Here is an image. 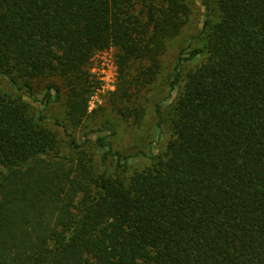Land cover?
Here are the masks:
<instances>
[{
	"label": "trees",
	"instance_id": "16d2710c",
	"mask_svg": "<svg viewBox=\"0 0 264 264\" xmlns=\"http://www.w3.org/2000/svg\"><path fill=\"white\" fill-rule=\"evenodd\" d=\"M213 1L172 137L129 175L83 151L55 155L56 134L0 94V264H264V0ZM189 14L184 0H0V74L60 79L47 93L62 89L79 125L98 84L92 57L116 49L113 94L128 99Z\"/></svg>",
	"mask_w": 264,
	"mask_h": 264
},
{
	"label": "rangeland",
	"instance_id": "374dc122",
	"mask_svg": "<svg viewBox=\"0 0 264 264\" xmlns=\"http://www.w3.org/2000/svg\"><path fill=\"white\" fill-rule=\"evenodd\" d=\"M184 1L190 8L186 24L176 37L166 41L155 78L146 84L132 81L128 99L120 100L116 93L113 94L118 86L116 49L109 47L92 57L90 71L101 58L113 61L115 81L110 87H102L99 79L94 77L99 86L92 88L87 114L79 125L68 120L65 92L61 89L56 93L52 89L47 93L49 83L62 88L60 79L33 78L27 80L28 86H23L25 78L15 75L16 82H11L10 78L0 74V94L25 102L30 114L56 134L55 155L76 157L83 151L97 168L112 174L129 175L146 167L164 153L172 137L174 102L184 85L186 72L206 56L203 21L208 17L209 24H212L218 18L213 0ZM204 2L209 6L208 10ZM194 50L198 51L194 53ZM124 109L131 114L141 109L142 117L136 121L133 115L128 117L120 112ZM71 139L79 145L78 150L70 144ZM118 160L126 162L125 165L118 167Z\"/></svg>",
	"mask_w": 264,
	"mask_h": 264
},
{
	"label": "built area",
	"instance_id": "2783aa9c",
	"mask_svg": "<svg viewBox=\"0 0 264 264\" xmlns=\"http://www.w3.org/2000/svg\"><path fill=\"white\" fill-rule=\"evenodd\" d=\"M92 75L99 79L102 87H110L115 81V66L111 59L101 58L99 64L94 66L91 71Z\"/></svg>",
	"mask_w": 264,
	"mask_h": 264
}]
</instances>
